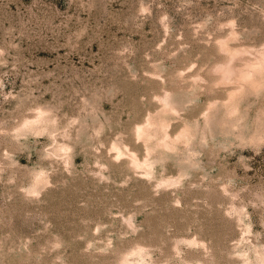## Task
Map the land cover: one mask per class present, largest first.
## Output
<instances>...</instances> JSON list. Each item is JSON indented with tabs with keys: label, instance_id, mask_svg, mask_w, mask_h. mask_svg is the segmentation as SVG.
<instances>
[{
	"label": "rangeland",
	"instance_id": "1",
	"mask_svg": "<svg viewBox=\"0 0 264 264\" xmlns=\"http://www.w3.org/2000/svg\"><path fill=\"white\" fill-rule=\"evenodd\" d=\"M0 264H264V0H0Z\"/></svg>",
	"mask_w": 264,
	"mask_h": 264
}]
</instances>
